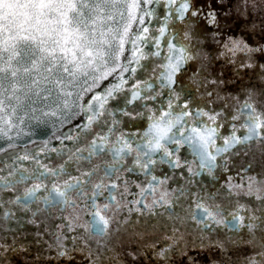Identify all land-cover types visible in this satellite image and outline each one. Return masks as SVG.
<instances>
[{
	"label": "snow or ice",
	"instance_id": "1",
	"mask_svg": "<svg viewBox=\"0 0 264 264\" xmlns=\"http://www.w3.org/2000/svg\"><path fill=\"white\" fill-rule=\"evenodd\" d=\"M240 3L239 15H251L248 0ZM231 11L232 0H0V222L14 220L19 229L29 215L62 212L79 201L90 219L77 228L105 239L113 224L125 222L117 214L134 210L171 221L178 241L182 226L203 234L199 244L204 235H224L214 245L219 249L231 236L259 232L264 240V190L256 177L225 184L224 205L199 179H215L242 148L264 143V106L250 89L235 111L211 107L219 76L199 100L180 86L182 70L208 47L201 24L218 44L208 67L223 62L264 80V45L226 34L221 20ZM199 71L203 87L208 74L204 66ZM173 174L179 187L170 194ZM133 175L148 178L134 185L138 192L126 179ZM146 195L153 199L146 202ZM237 195L260 207L233 203ZM129 196L139 198L122 203ZM59 219L64 235L53 244L66 258L62 240L71 241L66 233L76 229ZM18 234L0 228V264L19 250ZM95 243L107 251L102 240ZM169 251L175 248L158 251L160 264ZM244 264H264V250Z\"/></svg>",
	"mask_w": 264,
	"mask_h": 264
},
{
	"label": "flooded vegetation",
	"instance_id": "2",
	"mask_svg": "<svg viewBox=\"0 0 264 264\" xmlns=\"http://www.w3.org/2000/svg\"><path fill=\"white\" fill-rule=\"evenodd\" d=\"M222 2L227 3L228 0H222ZM248 4V11L252 14L242 16L237 12V9H241L240 0H232V11L227 19L221 20V24L228 30L226 31L227 35L244 37L250 44L258 42L264 45V10H262L264 9V0H248ZM157 11H160L159 6H157ZM221 11L224 10L221 9ZM200 27L210 37L208 41H205L208 47H201L199 50L201 59L191 62L190 66L186 65L182 70L180 86H189L199 100L211 87L210 81L219 76L221 82L212 88L215 95L211 99V107L217 108L219 105H223L225 109L235 111L239 104L247 98L246 94L250 89L254 90L257 103L264 106V80H261L258 74L254 75L252 69H238L234 65L216 61H213L210 67L205 64V59L210 58V54H216L215 49L218 44L211 39V30L203 24ZM259 62L264 63V58H260ZM202 66L205 67L208 74L203 87L200 81L204 77L199 71ZM140 75L141 73L138 71L136 78H139ZM148 75L150 73L145 74V78ZM129 107H135V105ZM189 159H191L190 156ZM245 169H248L247 173H245ZM246 176L256 177L257 186L264 190V143H256L242 148L237 156L230 158L227 171L217 170L215 179L204 175L199 179L205 181L203 187H210L219 192L220 199L216 202L224 205L229 199L224 185L229 182L232 184L243 183ZM126 179L131 180L132 183L129 186L133 192H138L134 185L148 178L141 176L138 180L133 175ZM175 179L174 174L169 179L170 194L171 189L179 187L172 182ZM186 181V177L181 178V183H186ZM160 191H163V188ZM261 194H264V191ZM137 198L139 197L129 196L122 203ZM152 199V195L145 197L146 202H150ZM232 202L245 204L248 207H260L259 201L243 195L233 197ZM134 207V205H129L131 209ZM173 211L181 217L184 216V212L180 208H174ZM88 212L89 209L77 201L75 208L68 206L62 212L58 207H54L51 210V215L46 211L35 218L29 215L25 217L27 222L21 224L19 229H17V222L14 220L0 222V228L5 230L11 228L12 231H18L19 234L13 239L23 240V243L18 246V251L7 254L8 258L4 264H160L158 251L169 248V246L174 247L175 252L169 251L164 264H190L191 259H195L196 264H244L245 260L254 256L256 252L264 250L262 247L264 240L261 239L259 232L255 237H250L247 234L231 236L229 233L232 243L226 242L225 248L219 249L214 245L218 241L225 240L224 235L216 232L204 235L205 243L199 244L197 236L203 234L198 232L195 227L188 231L185 230L186 226H182L177 234L180 237L178 241L177 237L171 234L175 231V226L173 225L171 229L168 227L171 221L156 216L149 218L147 214L141 217L134 210L128 213H118L117 219L119 215H123L125 222L113 224L111 235L105 239L77 228V225L87 227L90 219ZM61 215L66 220L72 221V227L76 229L75 232L66 233L67 236L72 237L71 241L62 240L69 253L66 258L57 255V249L53 244L57 236L64 235L62 230L65 221L59 219ZM97 240L103 241L107 251H104L103 248L98 250L95 243ZM198 244L199 247H197ZM0 255H4V253H0ZM186 255L189 257L188 260H185Z\"/></svg>",
	"mask_w": 264,
	"mask_h": 264
}]
</instances>
